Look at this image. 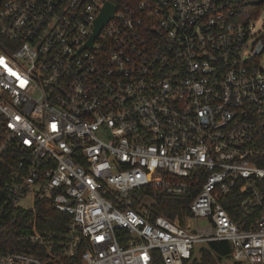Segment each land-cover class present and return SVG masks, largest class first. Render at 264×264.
<instances>
[{
	"label": "built area",
	"instance_id": "1",
	"mask_svg": "<svg viewBox=\"0 0 264 264\" xmlns=\"http://www.w3.org/2000/svg\"><path fill=\"white\" fill-rule=\"evenodd\" d=\"M256 1L0 0V233L48 200L69 216L64 238L42 236L34 214L18 240L49 264H193L213 242L232 264H264V33L245 10ZM150 185L197 190L190 215L136 206ZM0 264L47 263L9 249Z\"/></svg>",
	"mask_w": 264,
	"mask_h": 264
},
{
	"label": "trees",
	"instance_id": "2",
	"mask_svg": "<svg viewBox=\"0 0 264 264\" xmlns=\"http://www.w3.org/2000/svg\"><path fill=\"white\" fill-rule=\"evenodd\" d=\"M263 7H246L245 10L252 12L255 17L258 16L260 9ZM197 190H190L183 197L168 196L159 188L146 186L135 191L134 199L136 206L149 198L154 202L152 214L153 216L163 215L171 220L176 217L183 222L185 216L190 215V204L192 198L196 195ZM243 199V194L238 190L232 191L223 201V205L228 213L233 216V208ZM36 215V228L42 236L49 237L55 243L60 241L67 233L70 223L69 216L65 213L58 212L54 209L53 204L48 200H39L35 202L33 211H20L18 216L20 220L15 223L14 227L2 234L0 233V252L17 250L22 253L34 255L49 264V256L42 247L30 245L26 241L19 242V235L24 233V224ZM213 253V254H212ZM230 257V247L226 242H213L208 244V250L203 251L200 262L194 261L193 264H218V260ZM159 264V263H158Z\"/></svg>",
	"mask_w": 264,
	"mask_h": 264
},
{
	"label": "rangeland",
	"instance_id": "3",
	"mask_svg": "<svg viewBox=\"0 0 264 264\" xmlns=\"http://www.w3.org/2000/svg\"><path fill=\"white\" fill-rule=\"evenodd\" d=\"M252 25L254 27V33L255 34H261V33H264V8L260 9L259 13H258V16L255 17V19L253 20L252 22ZM260 66L264 68V54L262 55L261 59H260ZM144 201H147L149 203H152L153 200L152 199H149V198H146L144 199ZM21 205L22 206H29L30 203L29 202H21ZM208 223L206 221H203V220H198L197 222H194L192 224V227L193 228H196V227H200V228H205L207 227ZM200 252L197 250L195 252V258L197 260L200 259ZM233 262L231 260H224L221 264H232Z\"/></svg>",
	"mask_w": 264,
	"mask_h": 264
},
{
	"label": "water",
	"instance_id": "4",
	"mask_svg": "<svg viewBox=\"0 0 264 264\" xmlns=\"http://www.w3.org/2000/svg\"><path fill=\"white\" fill-rule=\"evenodd\" d=\"M264 4V0H258L256 2L251 3L250 5H255V6H260ZM114 13V7L110 4H106L100 14V16L98 17V19L95 22V31H94V35L92 37V40L94 37H96V35L99 33V31L101 30V28L112 18V15ZM92 40L90 41V45L92 43Z\"/></svg>",
	"mask_w": 264,
	"mask_h": 264
}]
</instances>
